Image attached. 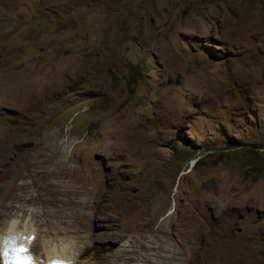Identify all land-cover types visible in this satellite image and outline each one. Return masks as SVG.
<instances>
[{
  "label": "rangeland",
  "instance_id": "obj_1",
  "mask_svg": "<svg viewBox=\"0 0 264 264\" xmlns=\"http://www.w3.org/2000/svg\"><path fill=\"white\" fill-rule=\"evenodd\" d=\"M0 162V232L32 234L39 259L93 262L90 233L112 264H225L231 241L264 264V0H0ZM76 188L168 216L165 254L137 235L152 225L85 232Z\"/></svg>",
  "mask_w": 264,
  "mask_h": 264
},
{
  "label": "bare ground",
  "instance_id": "obj_2",
  "mask_svg": "<svg viewBox=\"0 0 264 264\" xmlns=\"http://www.w3.org/2000/svg\"><path fill=\"white\" fill-rule=\"evenodd\" d=\"M12 145V144H11ZM12 147V146H11ZM2 161V160H1ZM1 163V162H0ZM65 168V167H64ZM63 168V169H64ZM56 169V168H55ZM62 169V170H63ZM3 170V169H2ZM76 168L73 167V168H67V170L63 171L62 174L63 175H67L68 176V180L71 181V179L73 177H75V172H76ZM87 171V170H86ZM60 172V171H59ZM2 174V173H1ZM86 174V177L90 176L89 173H85ZM3 175V174H2ZM1 175V176H2ZM19 175V174H18ZM33 175V174H32ZM4 176V175H3ZM16 176V175H15ZM17 177V176H16ZM21 177V176H20ZM34 177H37L36 174L34 173ZM53 177V176H52ZM5 177H3L4 179ZM19 178V177H18ZM58 178V177H57ZM1 179V180H3ZM15 180V179H14ZM64 180V179H63ZM67 180V181H68ZM58 181V180H57ZM73 181V180H72ZM81 181V180H80ZM74 182V181H73ZM79 182V181H78ZM77 182V183H78ZM82 182H84V180H82ZM86 183V182H85ZM84 183V185H85ZM5 184V183H4ZM76 184V183H75ZM83 184V183H82ZM54 185V184H52ZM80 185V184H79ZM123 185V184H122ZM1 186V185H0ZM11 186V185H10ZM27 186V184L25 185V187ZM62 186V184L60 185ZM68 186V185H67ZM6 187V186H5ZM16 187L17 184H16ZM7 188V187H6ZM22 188V187H21ZM19 188V189H21ZM51 188V186H50ZM64 188V187H63ZM69 188V186L67 187ZM11 189V188H10ZM14 189V188H13ZM12 189V190H13ZM56 189V188H55ZM58 189V188H57ZM62 189V188H61ZM110 189V188H109ZM121 189V188H120ZM6 190V189H5ZM11 190V191H12ZM17 190V189H16ZM111 190V189H110ZM134 190V189H133ZM10 191V192H11ZM79 191V189H69V191L67 192V196L71 195V194H74V193H77ZM106 191V190H105ZM109 191V190H108ZM5 192V191H4ZM60 192V191H59ZM58 192V193H59ZM104 192V191H103ZM13 193V192H12ZM127 193V192H126ZM5 194V193H4ZM16 194V193H15ZM15 194H12V195H15ZM63 194V193H62ZM98 194V193H97ZM136 194V193H135ZM138 194V193H137ZM10 195V194H9ZM18 195V194H16ZM114 195V194H113ZM116 195V194H115ZM114 195V196H115ZM2 195H0V198H1ZM6 196V195H4ZM2 196V198L4 197ZM62 196V195H61ZM81 194L80 193H77L76 194V200L75 202H67V206L68 207H71V209H75V211L73 213H75V215L73 216L75 218V220L81 224L82 228H85V232H89V228L92 227V228H96V229H99L102 231V234H109L108 235V239L115 242V243H119L121 242V238H119L115 233H113V231L115 230V225H116V222L117 221H120V222H123L125 225L129 226V227H132V230L133 231H137L139 230V227H145L146 225H152L154 227H156L157 229V235L155 236V239L154 241H151L149 239H147V236L143 234L142 231H138L137 235L140 237L141 240H143L144 243H147L148 244V249L150 251L154 253H158V255L160 256V254L164 253L165 252V247H162V243L164 242L165 240V236H170L169 234H173V233H176L175 231H173L171 227L168 226V233H163L162 230H161V227L164 226L166 223H167V217H162L161 220H158L159 217L161 216L160 213H155V216H151L148 214L146 215V211L143 210L141 208V205H136L137 201H139V199L137 201H133L131 203H127L126 200L124 201L123 199L118 201L115 205H111L109 208H103L102 207V201L101 199L105 196L104 194L100 195L98 198H95L93 199L91 202H87V201H84L83 198H81ZM118 196V195H116ZM138 196V195H137ZM136 196V197H137ZM13 197V196H11ZM1 198V201H0V209H2V212L4 213V211L8 210L12 205L11 204H8L7 202L3 201V199ZM5 198V197H4ZM23 198V197H22ZM64 198V197H63ZM119 198V196H118ZM133 198V197H132ZM7 199V198H6ZM5 199V200H6ZM12 199V198H11ZM18 199V198H17ZM115 199V198H113ZM137 199V198H136ZM15 200V199H14ZM65 200V199H64ZM91 200V199H90ZM61 201V200H60ZM116 201V200H114ZM13 202V201H12ZM137 202V203H136ZM14 203V202H13ZM64 203V201H63ZM111 203V202H110ZM109 203V204H110ZM114 203V202H113ZM136 203V204H135ZM140 204V203H139ZM107 205V204H106ZM66 206V205H65ZM14 208V206H13ZM62 208V207H61ZM64 208V207H63ZM58 214V213H57ZM72 215V214H71ZM58 216V215H57ZM191 216V215H190ZM61 217V216H60ZM191 218L193 219L194 221V217L191 216ZM122 223V224H123ZM215 224V223H214ZM180 226V229H185L187 233H191L193 231H197L199 230L197 225L196 224H192L190 222V219L189 217H186L183 221H181L179 224ZM146 226V227H147ZM166 226V225H165ZM225 226V225H224ZM218 227V226H217ZM11 228V227H10ZM78 228V227H77ZM128 228V227H127ZM125 229V228H124ZM80 230V229H79ZM82 230V229H81ZM118 230V229H117ZM166 230V229H165ZM218 230V229H217ZM122 231V230H120ZM222 231V230H220ZM126 232V230H125ZM6 233H12L14 235H18V233L16 231H13V230H9L8 231H1L0 232V237L3 235V234H6ZM24 235H28L29 237H31L32 234L30 233H24L22 232ZM96 233V232H95ZM127 233V232H126ZM201 233V232H200ZM192 234V233H191ZM88 238L91 240L90 242H88L87 245H85L81 250H80V256H83V257H86L87 260H93V262H90L88 261V264H112L111 262L109 261H101L98 257V249L93 246L96 241H93L95 240V236H93L92 234L88 233ZM224 235V234H222ZM227 235V234H226ZM104 236V235H102ZM177 236V235H176ZM181 236V235H180ZM179 236V237H180ZM33 237V235H32ZM94 238L93 240L91 239ZM107 237V236H106ZM123 237V236H122ZM138 237V238H139ZM153 237V236H152ZM97 238V237H96ZM138 238L137 237H134L133 238V243L134 242H137L138 241ZM154 238V237H153ZM205 238V237H204ZM207 238V237H206ZM210 238V237H209ZM209 238H207L209 240ZM221 238V237H220ZM227 238V237H226ZM107 240V238H105ZM125 239V238H123ZM122 239V240H123ZM139 239V240H140ZM214 240V238H213ZM33 241V240H32ZM32 241L29 243V245H31ZM168 242H170L168 239H167ZM193 241V240H192ZM210 241V240H209ZM221 241V240H220ZM225 241V240H224ZM181 242V241H180ZM188 242V241H187ZM205 242V241H204ZM216 242V241H214ZM213 242V243H214ZM90 243V244H89ZM107 243V242H105ZM123 243V242H122ZM125 243V241H124ZM132 243V242H131ZM174 243V242H173ZM221 243V242H219ZM236 243V242H235ZM233 243V241L231 242H228L226 243L225 246H223L222 248V251L220 253V255L224 258V261H225V264H239L240 263V258L237 259L236 257L237 256H240L239 254L241 253L239 250L240 253L237 252L236 250V246L237 244ZM85 244V243H84ZM135 244V243H134ZM133 244V245H134ZM137 244V243H136ZM182 244V243H181ZM173 245V244H172ZM183 245V244H182ZM212 245V244H210ZM113 246V245H112ZM128 246V245H127ZM130 246V245H129ZM207 246V245H205ZM33 247V246H32ZM89 247V248H88ZM120 247V246H119ZM117 247V248H119ZM239 247V246H238ZM237 247V248H238ZM88 248V249H87ZM115 247H113V250L111 251V256L113 257V254H117L120 256V260L123 262L125 260V255L122 254L120 251L117 252L116 249H114ZM142 250V246L139 247V250ZM172 249V248H171ZM203 249V248H202ZM219 249V247H218ZM31 250V248H30ZM45 250V249H44ZM129 250V249H128ZM212 250V249H211ZM240 250H242L240 248ZM244 250V249H243ZM133 248L130 252H133ZM170 251V250H169ZM181 251V250H180ZM205 251V250H204ZM213 251V250H212ZM125 252V247H123V253ZM135 252V251H134ZM133 252V253H134ZM171 252V251H170ZM188 252V251H187ZM219 252V251H218ZM243 252V251H242ZM245 252V251H244ZM251 252V251H250ZM126 253V252H125ZM137 253V252H136ZM202 253V252H201ZM212 253V252H211ZM246 253V252H245ZM244 253V254H245ZM144 254V253H143ZM151 254V252H150ZM165 254V253H164ZM173 254V253H172ZM130 255V254H129ZM155 255V254H154ZM174 255V254H173ZM209 255V254H208ZM199 256V255H198ZM203 257V259H205V257L207 258V255H205V253H203L201 255ZM52 257H59V258H64V259H68V260H71L74 264H75V259L70 256L68 253H63V252H60V251H54V250H51V249H46L44 251V254H43V257L41 259H44V258H52ZM138 257V256H137ZM172 257V256H171ZM212 257V256H211ZM219 257V256H218ZM140 258V257H139ZM222 258V259H223ZM39 260V258H37ZM133 257L130 255L127 259H126V262L125 263H132V260ZM136 259V258H135ZM138 259V258H137ZM136 259V260H137ZM158 259V258H157ZM190 259V258H189ZM202 259V258H201ZM213 259V257H212ZM140 260V259H139ZM192 260V259H191ZM97 261H101L100 263L97 262ZM116 261V260H115ZM155 261V259H154ZM210 261V260H209ZM219 261V260H218ZM113 262V261H112ZM118 262V261H117ZM168 262V261H167ZM187 262V261H186ZM200 262V261H199ZM205 262V261H204ZM123 263V264H125ZM202 263V262H201ZM200 263V264H201ZM163 264V263H162ZM166 264V263H165ZM168 264V263H167ZM190 264V263H189ZM206 264V263H205Z\"/></svg>",
  "mask_w": 264,
  "mask_h": 264
},
{
  "label": "snow or ice",
  "instance_id": "obj_3",
  "mask_svg": "<svg viewBox=\"0 0 264 264\" xmlns=\"http://www.w3.org/2000/svg\"><path fill=\"white\" fill-rule=\"evenodd\" d=\"M15 240L14 237L0 240V260L3 264H32L25 247L18 245ZM50 264H68V262L53 259Z\"/></svg>",
  "mask_w": 264,
  "mask_h": 264
},
{
  "label": "clouds",
  "instance_id": "obj_4",
  "mask_svg": "<svg viewBox=\"0 0 264 264\" xmlns=\"http://www.w3.org/2000/svg\"><path fill=\"white\" fill-rule=\"evenodd\" d=\"M18 233V235L20 236V237H22L23 239H24V241L26 242V243H30L32 240H33V237H32V235H31V237H29L28 235H24L22 232H17ZM8 235H14V234H12V233H6V234H3L1 237H0V240H2L3 239V237L4 236H8ZM26 239V240H25ZM32 239V240H31ZM31 240V241H30ZM29 246V249H30V245H28ZM29 251H31V250H29ZM31 253H33V252H31ZM36 258H37V256H36ZM45 259V258H44ZM38 260V259H37ZM40 260V259H39Z\"/></svg>",
  "mask_w": 264,
  "mask_h": 264
}]
</instances>
